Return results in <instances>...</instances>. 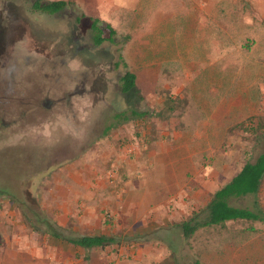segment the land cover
<instances>
[{
	"label": "rangeland",
	"instance_id": "obj_1",
	"mask_svg": "<svg viewBox=\"0 0 264 264\" xmlns=\"http://www.w3.org/2000/svg\"><path fill=\"white\" fill-rule=\"evenodd\" d=\"M31 1L0 0V208L18 204L31 221L28 209L44 213L36 192L42 206L62 199L55 192L68 184L66 166L97 169L100 151L115 143L136 156L128 197H180L190 215L264 147V0H66L51 14L30 10ZM91 16L115 29V44L91 43ZM124 70L134 73L137 93H120ZM101 169L110 199L122 201L116 184L127 176L114 180L109 165ZM254 199L264 210V177ZM164 208L146 225L182 264H264V223L198 226L183 240L164 217L172 203ZM131 221L141 226L140 217ZM13 256L5 263L16 264Z\"/></svg>",
	"mask_w": 264,
	"mask_h": 264
},
{
	"label": "crops",
	"instance_id": "obj_2",
	"mask_svg": "<svg viewBox=\"0 0 264 264\" xmlns=\"http://www.w3.org/2000/svg\"><path fill=\"white\" fill-rule=\"evenodd\" d=\"M102 1L100 0V2ZM114 2L117 7L120 6L117 4L118 2ZM113 8L115 6L111 9ZM91 18L94 17L91 16ZM34 99L36 96L31 95L29 107H33V104L30 105V103ZM30 109L32 108H29V111ZM102 140L108 142L106 137ZM114 144H108L100 151L101 155L99 154V156L103 160H98L97 169L83 161L80 163L79 172L76 171L79 164L77 161H71L70 165L66 166V169L69 166L71 168L65 175L68 184L61 186L63 192L54 191L56 194L64 193L65 196L62 199H52L47 205L42 202V206L40 192H36L35 195L41 199L37 204L44 210V213L41 212L40 215H43L47 221L70 232L113 235L117 242L85 250L41 230L43 229L41 223L34 222V218H32L30 211L34 213L33 210H28L30 217L27 218L31 221L26 222L22 219L24 212L18 204L4 202V204L2 203L4 207L0 208V247H5L4 254L6 256L1 258L0 264H6L5 259L16 254L17 256H13L18 257L16 264H182L179 260V252L173 249L172 244L167 246L159 244L160 240L150 236L146 218L157 214L156 211L159 209H165L166 202L167 204L171 202L172 209L171 211L168 209V214H165L164 217L166 222L173 226L189 216L187 212L185 213L184 201L180 197L176 199L167 197L161 201L162 204H150V202L133 201L128 197L129 191L133 188L130 177L137 175L135 171L133 172L136 156L131 158L120 148L117 149ZM87 156L89 153L85 154L83 158ZM110 157L114 159L113 164L117 165L115 173L111 171L114 165H111L107 160ZM106 165H109L114 180H121L123 175L127 176L120 187L115 183L118 191L124 195L122 201H119L120 196L117 197L118 199L111 198V201V195H108L112 192L108 188L113 184H106L104 169H101ZM90 167L93 169L92 176L97 180H93L95 183H90L87 174ZM112 174H109L108 177H112ZM152 192L153 190L150 193L147 191L148 194ZM42 193L45 192L42 190ZM38 194L40 195L37 196ZM62 203L64 204L62 205ZM100 209L110 214L113 218L111 223L105 222L106 219L103 218ZM79 210L80 214H78ZM62 217L65 218L64 221H61ZM135 217L141 218L140 227L131 221Z\"/></svg>",
	"mask_w": 264,
	"mask_h": 264
},
{
	"label": "trees",
	"instance_id": "obj_3",
	"mask_svg": "<svg viewBox=\"0 0 264 264\" xmlns=\"http://www.w3.org/2000/svg\"><path fill=\"white\" fill-rule=\"evenodd\" d=\"M66 0H32L30 2V10L41 13L51 14L64 9L67 5ZM82 18L86 17L84 14ZM80 18H76L79 21ZM90 20L88 28L90 31L91 43L98 45L102 42L111 44L116 43L115 29L108 23L99 21L96 18H87ZM125 66V64H123ZM135 75L130 70H124L119 77V91L124 95H128V90H132V94L137 93L135 87ZM165 98V97H164ZM167 99H170L169 97ZM165 102V101H164ZM172 102H168L170 105ZM167 108H170L167 106ZM130 114L135 116H143L144 113L130 110ZM123 116V112L114 115ZM128 118L123 117V121ZM106 129H108L106 127ZM102 134L104 131L101 132ZM264 175V147L257 153L252 161H245L240 168L224 182L217 187L210 195L207 203L200 209L194 211L186 219L175 224L181 230V235L186 239L198 226L222 225L225 221L245 220L258 221L264 223V210L260 208L254 199L257 188ZM251 198L248 205L240 206L232 203L233 200L240 198ZM30 210V209H28ZM34 222L41 223L43 230L47 234L66 242H70L85 250L94 247H102L116 243L117 239L113 235L104 234H84L70 232L67 229L60 228L54 223L47 221L44 216L38 212L32 213ZM42 228V227H41ZM194 264H199L195 262Z\"/></svg>",
	"mask_w": 264,
	"mask_h": 264
},
{
	"label": "flooded vegetation",
	"instance_id": "obj_4",
	"mask_svg": "<svg viewBox=\"0 0 264 264\" xmlns=\"http://www.w3.org/2000/svg\"><path fill=\"white\" fill-rule=\"evenodd\" d=\"M10 90H11V89H6L5 91H10ZM2 96H4V95H2ZM2 96H1V97H2ZM6 101H7V100H6ZM1 106H3L4 109L6 110V109H7V106H8V102H6V103L3 102V104H2ZM4 109H3V110H4ZM7 111H9V110H7Z\"/></svg>",
	"mask_w": 264,
	"mask_h": 264
}]
</instances>
